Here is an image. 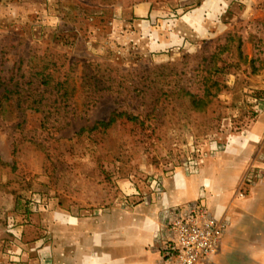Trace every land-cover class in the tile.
I'll return each instance as SVG.
<instances>
[{"label": "rangeland", "instance_id": "1", "mask_svg": "<svg viewBox=\"0 0 264 264\" xmlns=\"http://www.w3.org/2000/svg\"><path fill=\"white\" fill-rule=\"evenodd\" d=\"M44 58L73 104L0 113V264H61L77 218L131 206L242 132L264 94V0H0V81L33 85ZM115 112L139 120L89 132Z\"/></svg>", "mask_w": 264, "mask_h": 264}, {"label": "crops", "instance_id": "2", "mask_svg": "<svg viewBox=\"0 0 264 264\" xmlns=\"http://www.w3.org/2000/svg\"><path fill=\"white\" fill-rule=\"evenodd\" d=\"M149 12L147 5L135 9L142 17ZM257 101L248 126L231 135L197 170L182 168L162 179L160 194L148 186L146 196L130 198L134 203L125 209L112 207L99 217L77 218L72 222L76 241L63 244L59 257L51 256L61 264H161L163 210L199 202L215 217L229 221L218 252L205 264H264V94ZM250 167L259 168L262 175L239 198ZM45 246L52 250L51 244ZM30 257L25 253L15 260L29 262Z\"/></svg>", "mask_w": 264, "mask_h": 264}, {"label": "built area", "instance_id": "3", "mask_svg": "<svg viewBox=\"0 0 264 264\" xmlns=\"http://www.w3.org/2000/svg\"><path fill=\"white\" fill-rule=\"evenodd\" d=\"M200 164L193 157L186 170L195 171ZM261 175L259 168L250 167L238 189V197L244 198V187L254 185ZM150 185L153 192L161 193L162 179L154 178ZM134 195L141 196L137 192ZM163 222L166 236L161 247V264H205L218 252L229 226L228 219L215 217L199 202L166 207L163 210Z\"/></svg>", "mask_w": 264, "mask_h": 264}, {"label": "trees", "instance_id": "4", "mask_svg": "<svg viewBox=\"0 0 264 264\" xmlns=\"http://www.w3.org/2000/svg\"><path fill=\"white\" fill-rule=\"evenodd\" d=\"M116 0H100L101 4L104 6H109L114 4ZM42 66L39 70H35L32 78H35L37 82L28 84V87H23L17 84H8L0 81V113L2 112L5 105L12 109L21 110L24 104H27V109L31 108L36 111H42L43 107L47 105L44 104L45 94L57 95L58 101L64 107L62 109L68 108L73 104V92L74 88L69 83V81L58 79L55 80L56 69H51L52 62L46 61V58L40 59ZM94 77L90 76V83ZM44 88L43 92L40 91ZM47 101V100H46ZM121 118H126L129 121L137 122L138 117H132L126 113H113L110 118L106 121H99L89 128L90 133L96 131L107 132L113 126L118 123Z\"/></svg>", "mask_w": 264, "mask_h": 264}]
</instances>
